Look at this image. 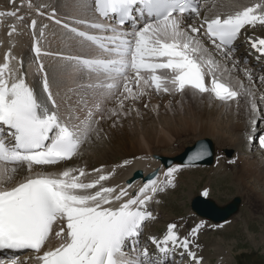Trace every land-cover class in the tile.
<instances>
[{
  "label": "snow or ice",
  "instance_id": "obj_1",
  "mask_svg": "<svg viewBox=\"0 0 264 264\" xmlns=\"http://www.w3.org/2000/svg\"><path fill=\"white\" fill-rule=\"evenodd\" d=\"M71 8L72 14L63 18L54 8L49 15L63 29L60 39L68 51L42 49L47 25L37 33L32 19L26 25L33 40L27 67L13 54L14 44L0 62V250H31L36 264H167L168 254L182 249L200 264L202 258L192 248L199 247L195 239L201 225L181 237L178 225L169 224L162 238H149L157 255L140 246L145 222L155 218L149 205L157 193L174 186L177 168H167L164 181L149 179L131 192V183L106 186L115 167L91 173L84 168L43 169L71 160L93 133L99 135L108 102L116 104L108 109L110 117L127 115L125 101L134 103L149 89L206 94L229 107L233 102L239 107L245 98L254 129L258 108L253 93L232 75L239 70L234 44L246 26H264V0H212L210 7L199 0H73ZM7 15L21 24L25 19L17 11ZM17 34V25H11L10 44ZM205 41L231 67L217 60ZM250 44L264 56V38ZM45 56L57 61L56 92ZM243 71L251 80L248 70ZM30 75L38 78L39 94ZM61 84L64 97H76L75 103L69 97L63 111L57 99ZM258 143L264 148V135ZM206 155L207 149L198 146L189 164ZM20 169L26 174L13 182ZM53 235L59 245L44 250ZM0 264L22 262L13 256L0 258Z\"/></svg>",
  "mask_w": 264,
  "mask_h": 264
},
{
  "label": "rangeland",
  "instance_id": "obj_2",
  "mask_svg": "<svg viewBox=\"0 0 264 264\" xmlns=\"http://www.w3.org/2000/svg\"><path fill=\"white\" fill-rule=\"evenodd\" d=\"M12 1L13 0H10V2L9 0H1L0 3L4 5L9 2L14 7L18 5L17 8L22 9L20 14L23 15L22 13H24V16L26 14L24 19L25 25H27V22L32 18L30 16H33V18L38 17L37 28L39 30L47 25V28L45 29L46 33H48L47 30H51V27L53 26L49 28V23L44 20H49L48 16L51 14L50 12L53 8L57 10V16L59 12L60 17H65L60 13L61 3L58 2V0H25L28 2V5L34 3L37 6L32 5V8H39L42 12H49H44V15H39L34 10L30 11L31 8L25 3L28 7V9H26V5H23V1L21 0L19 2L18 0H14V2ZM206 1L210 2L211 0ZM64 5H66L65 2ZM56 27H58L59 32L63 33L61 26L57 25ZM58 31L52 30L49 33L50 35L57 33L54 36L58 37V35L60 36ZM46 37L47 35L45 34L44 39L41 40L45 42L47 40ZM64 46L65 45L63 44V47L60 49L61 51H63V48L64 50H68ZM256 68L259 69L258 66H256ZM258 89L259 91H255L254 95H256L255 102L257 106H260L261 108V115L258 119V125L256 124L255 128L257 131L256 133L260 136L264 135V101L262 102L259 100L261 98L260 96H263L264 94V85L260 84ZM152 93L154 94V97L162 96L161 98L166 99L169 104H165L169 106L172 102L168 99H172V96L178 94H169V96L166 95L167 97L164 95V97L163 95H160L163 92L158 94L154 91ZM205 95L203 96L207 98L208 102H213L215 104V100H211L208 95ZM203 96L198 95L200 99H203ZM186 100L194 101L195 99L191 96H187ZM127 102L128 101H125V111L127 112V115L121 113L116 117H110L108 113V109L116 107L115 101L108 102L104 106V111L102 113L104 119L99 120V135L93 133L90 138L92 141H97L101 138H106L105 140L107 141L110 140L111 144L109 150H113L111 154L112 156L117 155L116 160L120 159V154L127 155L128 153L123 152H126L131 148V146H122L123 144L120 143V140L124 139L126 144H129L132 139L137 140L139 133L144 134V137L149 144L148 147L144 148V153H147L148 155L150 153H160L161 155L166 156L176 155L181 152L185 146L189 144L192 145L195 140L204 137L211 138L215 143L216 156L214 165L185 168L174 166L178 169L177 174L175 173L174 176L176 184L167 187L165 191L159 192L158 195L155 196L156 201H159V203H155L154 207L157 212L159 211L160 220L154 222V225L150 224L152 229L157 228L160 232L165 227V231L167 224L170 221H183L187 233H189L193 226H195L194 222L202 221L203 225L201 226V231L197 234V236H199L196 237L195 241L196 243H202V241L206 243L203 251L205 252L206 257L210 258L207 260L208 264H217L218 260L214 255L211 256V254H214L213 248L216 246L214 247V245H212L213 243H208V241H212L213 238L219 239L221 245L218 241L217 246L221 248L224 247L223 249L227 252L229 251L228 253H231V264H264V165L257 166L253 162L244 164V159L242 160V164L241 157L238 155V152L242 150L240 152L241 156L243 155L247 161L255 158L258 160H264V148L259 147L258 143H256L259 137H257V134L255 137L256 144L251 146V149L245 142L247 137L245 133H247V131L249 132L250 126H248L247 121L252 114L249 111L248 105L232 110L234 112V115L232 116L224 114V124H220L214 129L207 130L202 128L193 129L181 124L179 118H177V121L175 112L166 107L165 104V106L160 104L158 107L152 105L145 107L141 103L138 104L136 102L135 107L132 108V105ZM216 105L223 106L224 104L217 103ZM97 119H99V115L97 116ZM168 125L172 126V128H168ZM152 127H158L164 132L166 131L168 133L165 132L166 139L163 140L152 137L150 133L146 132V129H151ZM86 142L87 141L84 142L80 150L85 151ZM225 147H233L236 150L231 148L224 150ZM116 150L122 152H117ZM231 150L233 151L232 155L234 154V156L228 158L227 156H229ZM77 158L78 157L74 160L72 159L68 162H64L71 164L75 162ZM165 171L163 169V172ZM171 187L173 188L171 189ZM205 190L208 192L207 197H210L219 205H225L232 201L235 196H240L243 199V203L239 213L227 222L221 224L210 223L198 218L191 211L190 202L193 196L198 194L203 195ZM202 228H205V230L202 231Z\"/></svg>",
  "mask_w": 264,
  "mask_h": 264
},
{
  "label": "bare ground",
  "instance_id": "obj_3",
  "mask_svg": "<svg viewBox=\"0 0 264 264\" xmlns=\"http://www.w3.org/2000/svg\"><path fill=\"white\" fill-rule=\"evenodd\" d=\"M19 1L20 0H18V2ZM21 1H23V5H24L25 3L27 4L28 2H26V1H29V0H26V1L21 0ZM0 2H1V0H0ZM9 2H10V0H9ZM9 2L7 4L5 3L4 5L0 3V9L6 8V7H7L6 9H13V10L18 9L17 10V11H19L18 15H21L20 12L22 11V9L20 8L21 9L20 10L19 8H17L18 5L15 7L13 6V8H12L10 6L11 4ZM58 2L61 3V6H60V9H61L60 13L61 14H63L64 16H69L72 14L71 5H72L73 0H58ZM64 2L66 3V5H64ZM251 2H253V0H239V3H251ZM211 3H212V0L210 2H207L205 0L204 6L210 7ZM27 5H26V7H27ZM32 5L36 6L34 3H32ZM26 9H28V7ZM31 10L36 11V9L32 8V7H31L30 11ZM64 10H65V14H64ZM44 12L49 13L47 11H44ZM36 13H37V11H36ZM22 14L24 15V13H22ZM25 16H26V14H25ZM57 17L63 18V17L59 16V12H58ZM0 18H2V20H3L0 23V62H3V57H4L5 53L7 52L9 47L12 46V44H14V47L12 48L13 54L15 56H17L18 58H23L25 61V67H27V62L29 61V59L33 55V53L31 52L33 40H32V36L30 34L29 28L26 27L24 22L22 24L19 23L16 20V18L8 16L7 13H6V17L3 16ZM5 18H6V20H5ZM33 19H35L37 21V27H38V20H39L38 17L33 18ZM31 20H32V18H30V20L27 22V25H29L31 23ZM44 21L49 23V28L51 26H53V27H51V30H47L48 33H46V31H45V34L47 35V37H46L47 40L46 41L44 40L45 41L44 44H41L42 49L47 50V51H51V52L61 51L60 49L63 47V44H64L60 39L62 33L58 31V27H56L57 26L56 24L51 23L52 21H50V20H44ZM13 24L17 25L18 32L20 34L14 35L11 38V44H10V38L7 35V33L9 31V27ZM36 30H38V28ZM52 30L58 31V34L60 33V36L59 35H58V37L54 36L57 33L56 34L53 33V35H50L49 32H51ZM248 37L254 38V39L264 38V26L259 25V24H257L255 27L249 26L248 35L245 36L243 39H247ZM205 43H206V46H208L210 48V51H212L213 55L215 56V58L217 60H220L221 63H227L228 66L231 67V61H224L220 55L216 54L215 49L210 44H208L207 41H205ZM63 51L66 52L68 50H64V48H63ZM248 56L249 55L247 53L234 54L235 59L237 61H239V70H234L232 72V75L234 77L238 78L245 85V87L250 88L253 95H254L255 91H257V90L259 91V89H258L259 85L260 84L264 85V79H262V78H264V69L259 70L256 68V65H252L250 63L249 64L245 63L244 59ZM42 59H43V62L45 64V67L47 68V70L49 72V78H50V81L52 82L53 91L56 92V90H57V83H56L57 74L54 71V67L57 64V61L54 60L52 57H48V56L42 57ZM259 65H263V67H264V64L259 63ZM243 69H247L248 72L251 74V80L248 79V75L245 73V71H243ZM64 79H66V78H64ZM29 82L34 83L36 90L39 94L41 91L39 89L38 78H34L30 75L29 76ZM60 88H61V96L57 97V99H58V102L61 103V111H63L65 106L69 102V97L71 98L72 103H75L76 97L72 94H69L68 97H64V92H63L64 85L61 84ZM154 91H155L154 89H149L148 95L144 96L142 99H140L136 102L138 104L141 103L144 106H145V104H147L148 106L152 105V106H157V107L160 106V104L164 105L165 103L168 102L166 99L161 98L162 96L161 97H159V96L154 97V94L152 93ZM160 95H163V96L168 95L169 96L168 93H161ZM187 96L193 97V99H195L194 100L195 103L192 100L187 101L186 100ZM255 96L256 95H254V98H255ZM61 97H64V99H61ZM260 97L261 98L259 100L263 102L264 101L263 100L264 94H263V96H260ZM168 100H171L172 104L170 106L165 104L166 107H168L169 109H171L175 112L176 119L179 118L181 124L186 125L187 127H190L193 129L202 128V129H207V130L214 129V128L218 127L220 124H224V122H223V121H225V116H223L224 114H227L228 116H232V115H234V112L232 110L238 109V108H241V107L247 105L245 98H240L239 107H237V105L234 102L231 104L230 107L228 105H225V104L223 106L219 105L220 106L219 107L216 104L220 103V102L216 101L217 103L215 102V104L213 102H208L206 97H204L203 99H200L198 97V95L194 96L191 92H188V91H186L184 94H180V93L175 94L174 96H172V99H168ZM136 102L132 103V102L128 101L127 103H130L132 105L131 107L134 108L136 105ZM167 104H169V103H167ZM258 105H259V103H258ZM248 108H249V106H248ZM259 111L261 112L260 106L258 108V111L256 112V115L259 113ZM262 115H263V111H262ZM177 121H178V119H177ZM249 127L252 128L253 133H254L253 135H254V137H256V134H257L256 128L253 129L252 125H250ZM168 128H172V126L168 125ZM146 132L150 133V135L152 137H156V138L163 139V140L166 139V135H165L166 131L164 132L161 128L152 127L151 129H146ZM248 137H249V135L247 134L246 139H248ZM204 138H206V137H204ZM204 138H200V139H204ZM105 139L106 138H101L97 141H92L89 139L86 142L85 151L80 150L79 154L72 158L74 160L76 157H78L75 162H73L71 164L61 162L56 166H48L43 170L49 171V172H55V171H61L65 168H84L86 171L91 173L92 170L96 169V168L103 167L104 171L108 172V171H111L115 167L114 175L111 176V178L107 182H105L106 186H121V187H123V186H126L127 184L131 183L133 185V189H131L130 192L134 191V190L138 189L140 186H142V184L144 182H146L147 179H155L158 177L160 181L165 180L163 169L165 171V170H167V168L164 166V164L161 162V160L156 157V155H161V154L160 153H154V154L150 153L148 155L147 153H144V148L148 147L149 144L146 141V138L144 137L143 133H139L137 140L132 139V141L129 144H126V141L124 139L120 140V143L123 144L122 146H131V148L129 150H127L126 152H123V153H128L127 155L120 154V159H118V160H116L117 155L116 156L111 155L113 150H109L111 141L110 140L107 141ZM200 139L195 140V142L200 140ZM189 145H187V146H189ZM187 146H185L184 149L179 153H182ZM228 148L229 149L230 148L235 149L233 147H225L224 150L228 149ZM235 150H234V153H235ZM116 151L122 152L120 150H116ZM241 151L242 150H240L238 152V155H240V157H241V163L242 164H243L242 160L244 159V164H248L250 162H253L257 166L264 165V160H258L256 158L250 159V161H247L243 155L241 156V153H240ZM130 153H132V154H130ZM179 153H177V154H179ZM233 156H234V154L228 158H232ZM169 157L170 158L174 157V155H169ZM257 158H259V157H257ZM125 160L129 161V163L127 165H125L123 167H116L117 165H122L123 161H125ZM177 163H178L177 161H174V165H172L170 167L178 166ZM138 169L142 170L144 175H147L148 173L155 171V170H157V174L155 176L150 177V178L140 177V178H136V179H131L132 177H135V175H134L135 171ZM25 174H26L25 170L20 169L19 173L16 175L15 180L13 182L22 179ZM155 203H156V199L154 198L153 202L150 203V205H149V210L152 211L153 216L155 218L150 219L148 221L149 225L147 228V230H148L147 233H152V234H155L157 236H160V234L157 233V230L152 229V226L150 225L153 223V221L157 222L160 220L159 211L157 212V210L154 207ZM161 219H162V217H161ZM171 223H176L178 225V230H179V234L181 237L187 236L189 234V233H187V230L183 224L184 223L183 221H181V222L180 221H174V222L170 221L167 224V226ZM186 226H187V224H186ZM194 227L195 226H193V228ZM153 228H155V227H153ZM164 232H166V229ZM188 232H189V230H188ZM222 239H224V238H222ZM222 239H220V240H222ZM218 241H219V239H215V238H213L212 241H208V243H213L212 245H214V247L216 246L215 248H213L214 254H211V256L214 255L215 257H218V263L217 264H231L232 255L230 253H228L229 251L227 252L225 249H223L224 247L221 248V247L217 246ZM59 243H60V240L57 239L53 235L50 238V240L46 246V250L49 247L54 248V247L58 246ZM195 243H196V241H195ZM198 243H196V244H198L199 247L198 248L193 247L192 250L197 252L198 255H201L204 257L205 252H202V251L204 250L206 243H204L203 241H202V243L201 242H198ZM219 244H220V241H219ZM208 259H210V258H208ZM204 260H206V258Z\"/></svg>",
  "mask_w": 264,
  "mask_h": 264
},
{
  "label": "water",
  "instance_id": "obj_4",
  "mask_svg": "<svg viewBox=\"0 0 264 264\" xmlns=\"http://www.w3.org/2000/svg\"><path fill=\"white\" fill-rule=\"evenodd\" d=\"M200 145L204 146L207 149L208 155H206L204 159L196 161L191 165H211L214 161V144L213 141L209 138L200 139L193 145L187 146L185 150L175 158H160L166 166L171 165L174 161L189 164V156ZM240 203L241 198L237 196L234 197L232 202L221 207L218 206L213 200L198 195L192 199V209L203 217H208L215 222H220L230 218L232 215L237 213Z\"/></svg>",
  "mask_w": 264,
  "mask_h": 264
}]
</instances>
